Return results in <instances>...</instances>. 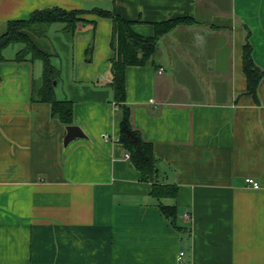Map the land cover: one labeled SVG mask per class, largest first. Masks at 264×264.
<instances>
[{
	"label": "crops",
	"instance_id": "crops-1",
	"mask_svg": "<svg viewBox=\"0 0 264 264\" xmlns=\"http://www.w3.org/2000/svg\"><path fill=\"white\" fill-rule=\"evenodd\" d=\"M49 8L114 10L142 38L154 36L155 24L193 21L159 38L148 64L125 68L130 123L153 145L156 183L177 194L152 198V183L118 142L112 21L85 15L95 25L78 24L71 40L53 24L31 40L52 56L55 98L72 103L71 126L85 138L63 145L66 127L48 104L31 101L41 63L15 62L22 47H7L0 264H264V80L256 97L247 95L242 71L247 35L264 70V0H0V33ZM161 205L175 208V227Z\"/></svg>",
	"mask_w": 264,
	"mask_h": 264
},
{
	"label": "trees",
	"instance_id": "trees-1",
	"mask_svg": "<svg viewBox=\"0 0 264 264\" xmlns=\"http://www.w3.org/2000/svg\"><path fill=\"white\" fill-rule=\"evenodd\" d=\"M85 15H93L112 21V33L110 47L111 82L109 88L112 93V101L118 108L119 119L118 142L124 147L133 167L140 173L141 179L152 183L150 196L154 199L174 198L177 194L175 186L159 185L156 183L158 171L154 156L153 145L146 142L139 131L135 130L129 119V108L125 99V68L127 66H145L155 53L156 42L178 26L192 25L188 18H177L164 23L154 25V36L142 38L135 35L126 21L115 13L114 10L92 9L63 10L49 8L37 10L31 13L27 20L10 21L5 24V30L0 35V63L4 62L3 51L13 45H20L15 57V62L39 61L42 65L41 79L31 85V101L33 103L48 104L50 115L57 119L65 127L73 122V105L70 101H59L55 98V86L60 79V71L51 63L52 56L35 46L32 37L43 38L47 29L53 24H62L63 32L67 39H72L78 24H91L81 19ZM92 44L85 52L87 62L91 59ZM251 46L248 35L242 50V71L246 80V94L256 97L257 89L264 80V70L259 69L253 62ZM162 215L175 227L176 210L172 206H160ZM178 231L180 229L176 228Z\"/></svg>",
	"mask_w": 264,
	"mask_h": 264
},
{
	"label": "water",
	"instance_id": "water-1",
	"mask_svg": "<svg viewBox=\"0 0 264 264\" xmlns=\"http://www.w3.org/2000/svg\"><path fill=\"white\" fill-rule=\"evenodd\" d=\"M55 85H56V83L54 82V86ZM65 130H66V135H65L64 141H63L64 146H67L70 142H72L75 139L85 138V135L83 134L81 129L78 127L67 126Z\"/></svg>",
	"mask_w": 264,
	"mask_h": 264
},
{
	"label": "built area",
	"instance_id": "built-area-1",
	"mask_svg": "<svg viewBox=\"0 0 264 264\" xmlns=\"http://www.w3.org/2000/svg\"><path fill=\"white\" fill-rule=\"evenodd\" d=\"M104 140H106L107 139V136L106 135H103V137H102ZM127 157H129V156H127ZM245 183L251 188V189H253V190H258L259 189V184L256 182V181H254L253 179H251V178H248V179H246L245 180ZM190 217L187 215V216H185V219H189ZM182 257H183V253H179V259H182Z\"/></svg>",
	"mask_w": 264,
	"mask_h": 264
},
{
	"label": "rangeland",
	"instance_id": "rangeland-1",
	"mask_svg": "<svg viewBox=\"0 0 264 264\" xmlns=\"http://www.w3.org/2000/svg\"><path fill=\"white\" fill-rule=\"evenodd\" d=\"M0 34H1V33H0ZM53 62L56 63L55 61H53ZM39 73H40V72H39ZM37 74H38V73H37ZM37 74H36V75H37ZM39 78L41 79V77H39ZM40 79H39V81H40ZM39 81H38V82H39Z\"/></svg>",
	"mask_w": 264,
	"mask_h": 264
}]
</instances>
